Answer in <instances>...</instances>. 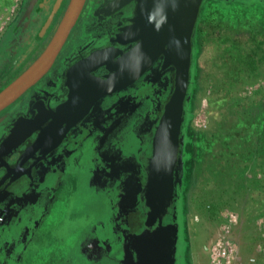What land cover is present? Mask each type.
Instances as JSON below:
<instances>
[{
  "label": "flooded vegetation",
  "instance_id": "flooded-vegetation-1",
  "mask_svg": "<svg viewBox=\"0 0 264 264\" xmlns=\"http://www.w3.org/2000/svg\"><path fill=\"white\" fill-rule=\"evenodd\" d=\"M113 1L84 0L48 69L0 110V264H31L43 241L64 229V234L84 241L81 246L90 264L108 259L121 264L116 255H123L124 247L132 250L133 239L143 251L144 264L154 260L150 252L155 247L161 253L157 264H195L202 262V253L207 254L206 241L199 250L191 249L186 231L177 256L178 195L173 219L165 222L178 228L176 238L166 236L169 225L162 229L164 240L155 244L153 232L136 236L145 228L139 193L145 178L146 136L173 89L175 68L165 54L155 55L133 81L94 99L79 117L52 120L53 110L75 85L74 77L66 76L72 66L97 50L119 47L129 52L140 40V32L130 28L139 1L117 7ZM69 3L20 0L0 33V91L43 53ZM191 69L190 65V77ZM106 73L102 65L90 76ZM81 77L87 78L88 90L89 75ZM189 85L190 79L188 90ZM80 106L79 102L75 108ZM108 152L128 162L118 173ZM90 197L97 204L83 209ZM211 237L209 233L206 240Z\"/></svg>",
  "mask_w": 264,
  "mask_h": 264
},
{
  "label": "rangeland",
  "instance_id": "rangeland-1",
  "mask_svg": "<svg viewBox=\"0 0 264 264\" xmlns=\"http://www.w3.org/2000/svg\"><path fill=\"white\" fill-rule=\"evenodd\" d=\"M19 2L0 0V33L10 22ZM196 22L198 24L195 25L192 37V71L175 172V194L178 195L175 205L180 225L177 256L181 253V245L186 241L185 234L188 231L193 251L199 250L206 241L207 254H201L202 262L194 263L213 264L210 251L220 231H223L237 251L240 249L238 256L241 264H249V258H254L250 264H264V201L256 203L264 199V193L256 198L257 189H246L247 183L256 185L255 182L261 180L263 174L248 170L242 174L241 179L239 172H233L228 163L220 160L231 153L226 147V150H222L223 146L215 143L212 133L221 128L224 131L225 125L218 122L212 124L208 105V95L217 88L230 89V83H233L232 88L237 90V96L243 100L254 95L258 88L264 90V61L259 69L234 76L229 64L223 62L224 48L213 39L216 29H221L225 35L232 29H243V42L235 51L242 56L245 53L244 56L248 55L253 44L244 41V37H247L244 31L255 28L264 31V3L259 0H203ZM218 111L225 114L228 106L218 107ZM114 153L108 152V157L113 160L114 172L118 173L128 162ZM96 204L90 197V200L84 202L83 209ZM74 209L80 210L79 207ZM228 222L230 225L224 230L223 226ZM65 230L44 240L31 264H90L81 246L84 241L80 243L79 238L64 234ZM209 233H212V237L207 241ZM251 245L253 253L248 254L247 249ZM137 251L134 246L132 256L127 250V256L119 253L116 258L121 261L118 263L144 264L143 255H137ZM109 260L101 264L117 263Z\"/></svg>",
  "mask_w": 264,
  "mask_h": 264
},
{
  "label": "water",
  "instance_id": "water-1",
  "mask_svg": "<svg viewBox=\"0 0 264 264\" xmlns=\"http://www.w3.org/2000/svg\"><path fill=\"white\" fill-rule=\"evenodd\" d=\"M130 0H114V7ZM135 17L130 28L141 37L129 52L119 47L97 50L85 61L72 66L66 76L74 77L75 85L65 100L52 112V120L57 122L73 120L83 114L97 97L111 93L133 81L149 65L158 53L167 57L174 66L173 89L162 105L160 115L145 140V178L139 193L145 212L143 233H152V240H164L162 231L166 226L167 237L176 238V227L167 220L173 219L175 194V172L181 147L184 105L188 96L190 65L192 59V37L203 0H138ZM84 0H70L68 8L51 41L43 53L16 79L0 91V110L10 104L26 88L33 84L48 69L57 51L64 42L70 28L78 16ZM119 44H123L118 41ZM104 65L107 73L101 77H91V72ZM89 75L91 84L86 85ZM81 77V78H80ZM80 78V82H79ZM81 104L78 109L77 103ZM71 116V118H70ZM70 118V119H69ZM70 123L66 122V127ZM159 230V231H156ZM165 231V230H164ZM175 244V239L172 240ZM137 247V255H143L137 240L131 248ZM152 247V246H151ZM150 247V248H151ZM154 260L160 262V252L156 249ZM130 249V255L132 256ZM173 253V248L171 249ZM135 257V256H134ZM144 260V256H143ZM137 262V261H136Z\"/></svg>",
  "mask_w": 264,
  "mask_h": 264
},
{
  "label": "trees",
  "instance_id": "trees-1",
  "mask_svg": "<svg viewBox=\"0 0 264 264\" xmlns=\"http://www.w3.org/2000/svg\"><path fill=\"white\" fill-rule=\"evenodd\" d=\"M259 1L264 3V0ZM197 24L198 22H196ZM260 29L244 31L247 36L244 37V41L253 44L246 56H244L246 53L242 56L240 52L235 51L243 42V29H232L228 35L226 34L227 36L221 29H216L217 32L213 33V39L218 46L224 48L223 62L229 64L231 72L235 74L234 76H240L237 74L242 72L246 74L248 71L257 70L262 66L264 61V31ZM234 34H238V36ZM232 87L233 83H230V89L217 88L208 95L212 124L218 122L223 126L225 125L224 131L221 128L213 132L212 137L216 144L223 146L222 150H226L225 147L229 149L231 155L228 154L225 159L220 160L228 163L233 172H239V178L242 179V174L248 170H251V173L261 172L263 174L262 179L255 182L256 185L252 183V187L251 183H247L246 186V189H257L256 198H258L262 192L264 193V90L258 88L254 95L243 100L237 96V90ZM221 106H228V112L220 113L218 107ZM230 107L231 110L229 111ZM262 201L264 199L256 201V203ZM251 247L252 245L247 249L248 254L253 253ZM238 252L240 253V249ZM262 260L264 261V256Z\"/></svg>",
  "mask_w": 264,
  "mask_h": 264
},
{
  "label": "built area",
  "instance_id": "built-area-1",
  "mask_svg": "<svg viewBox=\"0 0 264 264\" xmlns=\"http://www.w3.org/2000/svg\"><path fill=\"white\" fill-rule=\"evenodd\" d=\"M228 225H230L229 222L223 226L224 230ZM210 258L213 264H241L234 243L223 231H220L215 243L212 245ZM249 262L253 263L254 258H249Z\"/></svg>",
  "mask_w": 264,
  "mask_h": 264
},
{
  "label": "crops",
  "instance_id": "crops-1",
  "mask_svg": "<svg viewBox=\"0 0 264 264\" xmlns=\"http://www.w3.org/2000/svg\"><path fill=\"white\" fill-rule=\"evenodd\" d=\"M125 248H126V247L123 248V249H124V250H123V255H124V256H127V252H129V254H130V251H128V249H127V248L125 249ZM126 250H127V252H126Z\"/></svg>",
  "mask_w": 264,
  "mask_h": 264
}]
</instances>
